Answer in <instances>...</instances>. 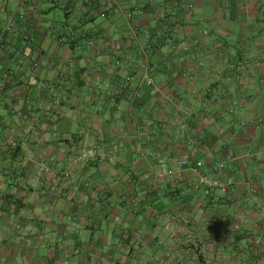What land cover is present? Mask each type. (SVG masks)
Returning <instances> with one entry per match:
<instances>
[{"label":"crops","instance_id":"1","mask_svg":"<svg viewBox=\"0 0 264 264\" xmlns=\"http://www.w3.org/2000/svg\"><path fill=\"white\" fill-rule=\"evenodd\" d=\"M262 3L0 0V264H264Z\"/></svg>","mask_w":264,"mask_h":264},{"label":"built area","instance_id":"2","mask_svg":"<svg viewBox=\"0 0 264 264\" xmlns=\"http://www.w3.org/2000/svg\"><path fill=\"white\" fill-rule=\"evenodd\" d=\"M118 67L125 65L123 60L116 62ZM130 77L126 78V85H130ZM181 169H189L197 175V186L203 190L206 198L213 199L217 191L228 192L235 186V178L229 174L226 161H220L215 167H211L209 173L204 172L206 164L204 160H181L176 165Z\"/></svg>","mask_w":264,"mask_h":264},{"label":"rangeland","instance_id":"3","mask_svg":"<svg viewBox=\"0 0 264 264\" xmlns=\"http://www.w3.org/2000/svg\"><path fill=\"white\" fill-rule=\"evenodd\" d=\"M262 4H264V3H262ZM259 11V9H257V10H254V12H253V14L254 15H258L257 16V19H259V18H261V19H264V6L260 9V11ZM230 14H231V11L229 12V13H225L224 14V10H222L221 11V13L219 14V16H217V15H214V14H212V15H210V17H212V18H210L211 20H213V21H210V24H208V25H206L205 27H207V30H205V34H209V31L211 30V29H213V28H215L216 26L218 27V29H221V30H223L226 34L227 33H231L232 32V30H233V25H232V21L230 20V18H231V16H230ZM215 17H217V19H215ZM236 17L237 18H239V19H241L242 17H240L239 15H236ZM227 19H229V20H227ZM218 21H220V22H218ZM263 23V24H261V28H262V30L259 32V33H261L262 34V44H263V47H264V20H260V21H258V23ZM256 23V22H255ZM213 24V25H212ZM215 25V26H214ZM239 28V25L238 24H236L235 25V30H237ZM217 29V30H218ZM258 30H259V28H258ZM222 37H225V38H227L226 36H222ZM228 38H230V37H228ZM263 51L262 53H261V51ZM260 50H258V51H255V50H253V51H251L252 52V54H254V57L253 58H251V59H255V60H264V48H262V49H260ZM258 52V53H257ZM250 53L249 52H247V53H245L244 55L246 56V55H249ZM257 54V55H256ZM224 56L226 57V58H228L227 56H226V54H224ZM231 57H229V59H230ZM209 166V165H208ZM44 171L46 172V173H48V172H50L51 171V167L49 166V165H46V164H44ZM253 264V263H252Z\"/></svg>","mask_w":264,"mask_h":264}]
</instances>
